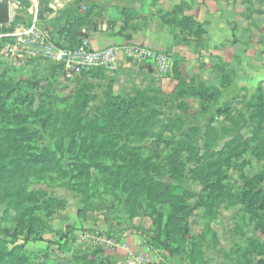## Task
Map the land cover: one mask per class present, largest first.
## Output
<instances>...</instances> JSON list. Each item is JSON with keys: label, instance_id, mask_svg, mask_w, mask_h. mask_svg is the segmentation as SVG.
<instances>
[{"label": "rangeland", "instance_id": "rangeland-1", "mask_svg": "<svg viewBox=\"0 0 264 264\" xmlns=\"http://www.w3.org/2000/svg\"><path fill=\"white\" fill-rule=\"evenodd\" d=\"M10 6L0 25V231L17 243H0V264H264V85L222 101L184 72L67 79L19 40L34 28L80 44L97 1Z\"/></svg>", "mask_w": 264, "mask_h": 264}, {"label": "crops", "instance_id": "crops-1", "mask_svg": "<svg viewBox=\"0 0 264 264\" xmlns=\"http://www.w3.org/2000/svg\"><path fill=\"white\" fill-rule=\"evenodd\" d=\"M81 40L95 50L141 47L171 61L169 74H196L222 101L264 85V0H96ZM119 64L135 78L160 76L154 58Z\"/></svg>", "mask_w": 264, "mask_h": 264}, {"label": "built area", "instance_id": "built-area-1", "mask_svg": "<svg viewBox=\"0 0 264 264\" xmlns=\"http://www.w3.org/2000/svg\"><path fill=\"white\" fill-rule=\"evenodd\" d=\"M27 33L29 34L27 39L19 40L20 48L26 50L27 54L33 58L39 57L58 63L67 79H74L79 75L99 68L109 71L116 70L123 56L138 61L154 58L160 75H168L172 68L168 56L155 55L152 51L141 47L116 46L95 50L85 40H82L78 45L69 47L59 44L54 39L45 38L41 34L34 33V28Z\"/></svg>", "mask_w": 264, "mask_h": 264}, {"label": "trees", "instance_id": "trees-1", "mask_svg": "<svg viewBox=\"0 0 264 264\" xmlns=\"http://www.w3.org/2000/svg\"><path fill=\"white\" fill-rule=\"evenodd\" d=\"M65 13L67 15V20L72 21L75 18V16L78 14V8L76 6H73L72 8L69 9V12H65ZM210 89L216 90L214 88H210ZM219 94H220V92H219ZM141 153H142V151H141ZM140 161H143V163H145V164H148L149 162H152L151 160H149L147 158L146 159L140 158ZM155 163L156 162L149 163V167L150 168H154L155 165H157V163L156 164ZM120 169L121 168L119 167L118 172L120 171ZM105 170H110V169H106L105 168ZM162 199L159 198L157 200V202H161ZM2 229L3 230L0 231V237L4 236L5 240L3 241V240L0 239V243L3 244V246L5 247V249L7 251L8 250V245H9L8 240H11V243H13V244L17 243V240H16V236L10 235V230H11L10 228H7V227L4 226ZM19 248H20V246H17L14 251L18 250Z\"/></svg>", "mask_w": 264, "mask_h": 264}, {"label": "water", "instance_id": "water-1", "mask_svg": "<svg viewBox=\"0 0 264 264\" xmlns=\"http://www.w3.org/2000/svg\"><path fill=\"white\" fill-rule=\"evenodd\" d=\"M11 0H0V25H5L10 22Z\"/></svg>", "mask_w": 264, "mask_h": 264}, {"label": "flooded vegetation", "instance_id": "flooded-vegetation-1", "mask_svg": "<svg viewBox=\"0 0 264 264\" xmlns=\"http://www.w3.org/2000/svg\"><path fill=\"white\" fill-rule=\"evenodd\" d=\"M10 5H11V2H10ZM79 8H80V6H79Z\"/></svg>", "mask_w": 264, "mask_h": 264}]
</instances>
